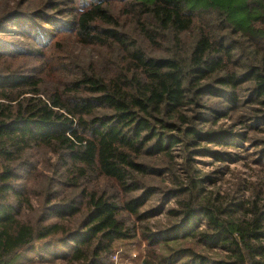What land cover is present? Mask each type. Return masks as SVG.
I'll return each instance as SVG.
<instances>
[{
    "label": "trees",
    "instance_id": "obj_1",
    "mask_svg": "<svg viewBox=\"0 0 264 264\" xmlns=\"http://www.w3.org/2000/svg\"><path fill=\"white\" fill-rule=\"evenodd\" d=\"M0 157V264H264V0H0Z\"/></svg>",
    "mask_w": 264,
    "mask_h": 264
},
{
    "label": "rangeland",
    "instance_id": "obj_2",
    "mask_svg": "<svg viewBox=\"0 0 264 264\" xmlns=\"http://www.w3.org/2000/svg\"><path fill=\"white\" fill-rule=\"evenodd\" d=\"M254 149L255 148L252 147L251 144H249L248 142H245L244 147L228 149L232 153L237 152L241 154L242 158L234 162H229L228 165L230 169L229 170L224 169L223 172L220 173L221 177L223 174L225 178H228L227 181L223 182L224 185H226L227 182L231 183V181L235 179V176L239 173L242 174V176L243 175L245 176L248 173L253 172L252 168L255 170L259 168L258 166H255L253 164H251L252 168H249L247 165L243 163L247 159H251L252 157H254V153L252 152L254 151ZM196 157L197 159H199L197 162L199 166L205 168L217 169L218 164L215 165L211 164L212 159L210 156H196ZM3 163L4 160H2L0 157V217L3 218L0 221V234H3L4 238H6L5 240L2 239V241H0V246L2 247V249L5 247L6 251H9L12 248L19 247L23 243L27 242L29 239L40 236L43 232L38 231L37 229L23 228V226L20 225L18 222H14L13 220L11 221L8 219L9 201H7L3 195V188H4V184L8 182L9 179L6 176ZM149 204H154V205L157 204L156 198L153 197V199L150 200V202L146 204L145 207H147ZM153 219H158L163 221L164 217L159 215L158 217H155ZM20 233H22L23 236H16ZM12 235L14 236L13 238ZM115 248H116L115 253L117 256L116 264H143L146 253V243L145 240L140 238L139 236L133 239L118 240L115 244ZM31 254H32L31 252L20 249L19 252H17L14 255V257H12L13 259L9 264H18L19 261L24 260L25 256Z\"/></svg>",
    "mask_w": 264,
    "mask_h": 264
},
{
    "label": "built area",
    "instance_id": "obj_3",
    "mask_svg": "<svg viewBox=\"0 0 264 264\" xmlns=\"http://www.w3.org/2000/svg\"><path fill=\"white\" fill-rule=\"evenodd\" d=\"M113 260H114V262H115V264H116V262H117V256H116V253L113 255Z\"/></svg>",
    "mask_w": 264,
    "mask_h": 264
}]
</instances>
